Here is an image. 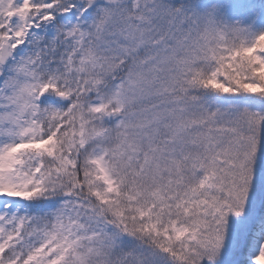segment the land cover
I'll return each instance as SVG.
<instances>
[{
  "label": "snow or ice",
  "instance_id": "1",
  "mask_svg": "<svg viewBox=\"0 0 264 264\" xmlns=\"http://www.w3.org/2000/svg\"><path fill=\"white\" fill-rule=\"evenodd\" d=\"M0 264H264V0H0Z\"/></svg>",
  "mask_w": 264,
  "mask_h": 264
}]
</instances>
